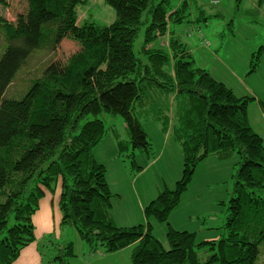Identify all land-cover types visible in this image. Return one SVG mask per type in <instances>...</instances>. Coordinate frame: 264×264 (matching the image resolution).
Here are the masks:
<instances>
[{
	"label": "trees",
	"instance_id": "1",
	"mask_svg": "<svg viewBox=\"0 0 264 264\" xmlns=\"http://www.w3.org/2000/svg\"><path fill=\"white\" fill-rule=\"evenodd\" d=\"M85 1L29 0L16 21L0 16L9 41L0 58V264H15L36 241L32 217L47 192L57 191L58 181L59 227L75 228L91 250L130 247L133 264H256L264 243L263 138L248 122L252 98L237 96L210 71L195 67L188 48L172 33V24L189 19L192 1L107 0L116 10L112 23L86 20L79 25L77 6ZM143 23L144 40L135 49ZM166 34L167 49L150 47ZM64 38L79 48L64 63L48 66L21 98L7 97L31 53L55 50ZM263 48L253 53L252 70ZM138 108L164 129L172 126L183 152L179 180L144 208L147 219L168 224L164 243L154 236L149 220L115 223L110 212L115 193L105 165L92 151L107 132L99 116L107 112L124 116L134 148L150 154ZM234 153L240 159L225 223L218 227L221 236L197 241L196 230L169 223L197 165L211 154L225 159ZM50 234L41 242L52 246L45 262L74 264L73 241L56 244Z\"/></svg>",
	"mask_w": 264,
	"mask_h": 264
},
{
	"label": "rangeland",
	"instance_id": "2",
	"mask_svg": "<svg viewBox=\"0 0 264 264\" xmlns=\"http://www.w3.org/2000/svg\"><path fill=\"white\" fill-rule=\"evenodd\" d=\"M212 1L192 0L185 17L189 19L181 24H172V33L180 37L188 48L195 67L210 71L214 79L234 90L237 96L242 94L252 98L247 107L248 120L264 143V48L256 54L259 57L257 68L252 70L251 67L253 53L264 45V4L258 0H218L219 3L213 5ZM28 2L0 0V16L16 21L20 13L26 12ZM171 2L177 5L179 0ZM77 9L79 25L86 20L106 25L116 19V10L107 0H86ZM146 24L142 25L135 49L140 48L144 40ZM1 30L0 58L9 43ZM168 37L169 34L158 37L150 47L167 49ZM77 43L64 38L55 50L35 49L5 95L21 98L32 82L42 77L48 66L64 63L79 48ZM144 110L138 108V114L151 141L150 154L134 148L124 116L107 112L99 114L104 119L107 132L92 151L95 159L105 165L107 183L111 192L115 193L110 210L115 223L137 225L149 220L154 227V236L164 243L167 241L168 224L153 217L147 219L145 206H142L148 196L154 199L160 190L174 186L183 173L184 158L172 126L164 129L160 121L140 115ZM232 155L219 159L211 154L204 162L201 161L189 187L181 196L180 204L169 216V223L174 222L177 227L184 226L190 231L204 225L208 230L199 229L196 232L199 234L197 241L207 238L202 237L203 232L215 235L213 238H219L223 233L221 228L225 223V212L233 193L234 174L240 159L236 153ZM57 185L59 192V181ZM61 233L60 237L58 230L54 231L48 239L56 244L73 241L76 255L70 261L74 264H133L130 247L116 252L91 250L75 228L64 227ZM49 247L41 245L43 259L50 257ZM259 253L256 264H264V243L260 245Z\"/></svg>",
	"mask_w": 264,
	"mask_h": 264
},
{
	"label": "crops",
	"instance_id": "3",
	"mask_svg": "<svg viewBox=\"0 0 264 264\" xmlns=\"http://www.w3.org/2000/svg\"><path fill=\"white\" fill-rule=\"evenodd\" d=\"M188 1L191 2L192 0H188ZM241 95H238V96H241ZM205 160H203L202 162H204ZM60 191H61V187H59V192L57 189V191L54 194L48 191L47 194L45 195L46 197L41 200L40 206H39L40 209L32 217L34 224H35L36 241L34 243H31L30 245H28V247L24 248L21 251V254L18 257V260L16 261V264H49L45 262L46 259H43L42 257L43 251H41L40 245H41V242L43 241L42 238H44L45 235L50 234V232H54L58 230V236H59L60 230H62L59 227L61 219H62L61 210H60V207L58 206L59 199H60V196H59ZM150 200H152V198L151 196H148L146 199V202H144L142 207L144 206L146 207ZM172 225L175 228L180 229V230L187 229V228H183L184 226L177 227V225H175L174 222H172ZM199 229H201L202 231L208 230L204 225H200L197 229H194V230H196L197 232ZM197 236H199V234ZM203 236H206L208 239H213L215 235L212 234L211 236L209 233L203 232L202 237Z\"/></svg>",
	"mask_w": 264,
	"mask_h": 264
},
{
	"label": "built area",
	"instance_id": "4",
	"mask_svg": "<svg viewBox=\"0 0 264 264\" xmlns=\"http://www.w3.org/2000/svg\"><path fill=\"white\" fill-rule=\"evenodd\" d=\"M215 2L217 3V2H218V0H214V1H213V3H215ZM207 42H208V41H207Z\"/></svg>",
	"mask_w": 264,
	"mask_h": 264
}]
</instances>
